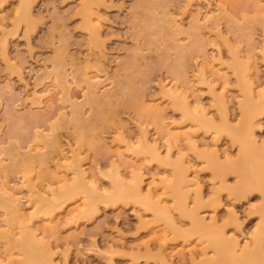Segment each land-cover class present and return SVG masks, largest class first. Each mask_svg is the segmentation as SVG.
I'll use <instances>...</instances> for the list:
<instances>
[{"label":"rangeland","instance_id":"obj_1","mask_svg":"<svg viewBox=\"0 0 264 264\" xmlns=\"http://www.w3.org/2000/svg\"><path fill=\"white\" fill-rule=\"evenodd\" d=\"M250 139L264 166V0H0V264L242 254L264 194L210 161Z\"/></svg>","mask_w":264,"mask_h":264},{"label":"bare ground","instance_id":"obj_2","mask_svg":"<svg viewBox=\"0 0 264 264\" xmlns=\"http://www.w3.org/2000/svg\"><path fill=\"white\" fill-rule=\"evenodd\" d=\"M22 1V0H21ZM240 3L242 2V1H239ZM249 2V1H248ZM22 3V2H21ZM258 7V6H257ZM259 8H261V7H259ZM25 11H26V8H25ZM90 23V22H89ZM90 25H91V23H90ZM95 32V31H94ZM246 87H247V85H246ZM248 87H250V85L248 84ZM246 94V93H245ZM246 95H248V96H246L247 97V101H248V98H250L251 97V95H252V91H251V89H248L247 90V94ZM180 99V98H179ZM185 100V99H184ZM251 100V99H250ZM180 101V100H179ZM183 101V100H182ZM186 102V101H185ZM250 102H252V101H250ZM250 102H247L248 104L250 103ZM182 103V102H181ZM251 104V103H250ZM179 105H180V103H179ZM245 105H247L246 103H245ZM182 106V105H181ZM250 106V105H249ZM252 106V105H251ZM253 106H254V104H253ZM185 108V107H184ZM183 108V109H184ZM248 107H246V110L248 111V109H247ZM186 109V108H185ZM250 109H251V107H250ZM188 109H186V111H187ZM256 110H254L253 112H255ZM250 112V111H249ZM188 113H189V111H188ZM245 114H247L246 115V118L248 119V124H251V125H253V115H251L250 116V114L248 113V112H245ZM205 119V118H204ZM204 122V121H203ZM205 123V122H204ZM211 125V124H210ZM247 126V125H246ZM214 127V126H213ZM212 127V128H213ZM215 128V127H214ZM249 128V127H248ZM251 131V130H250ZM249 131V132H250ZM252 133V132H251ZM250 134V133H249ZM251 138V137H250ZM242 142H244V144H243V147H246V151L247 152H249L247 149L248 148H253V151L255 150L256 152L259 150L258 148H256L255 149V144H254V142L250 139V140H245V141H242ZM256 142V141H255ZM245 145V146H244ZM154 148V147H153ZM156 148V147H155ZM258 149V150H257ZM155 150H158V148H156ZM244 150H245V148H244ZM154 151V150H153ZM255 151L253 152V153H251V154H249L248 153V155L249 156H246V155H243V157H242V160L237 164V165H234V166H232V167H224L225 165H223L220 161H219V158L216 156V154H215V156L211 159V161H210V163L212 164V166L216 169L215 170V172H216V175L217 176H220V175H223V174H225L226 172H228V171H234L236 174H238V176L239 177H243L244 178V176H247L248 177V179H247V181L249 180V183H250V185L252 186V188L253 189H257V190H260L261 192H263V194H264V166H261L260 165V163H259V161L258 160H260L258 157V155L257 154H255ZM157 155H158V152H157ZM248 159H250V160H248ZM178 163V162H177ZM182 163V162H181ZM183 164V163H182ZM175 165H176V163H175ZM176 168V174H175V176H176V180H177V183H175V184H177L176 186L178 187V193H179V197H180V195H182V197L186 194V193H188V192H186V189H189V187H191V185L192 186H194L193 184L195 183V181L194 180H190V176L189 175H187V170L180 164V163H178L177 164V166L175 167ZM226 168V169H225ZM242 175H244V176H242ZM193 179V178H192ZM175 180V179H174ZM176 180H175V182H176ZM244 180V179H243ZM192 181H193V184H192ZM245 182H246V180H244ZM118 182V181H117ZM240 183H242V182H240ZM120 184V183H119ZM124 184V183H123ZM122 185V184H121ZM196 185V184H195ZM242 185H243V187H244V184L242 183ZM241 185V186H242ZM118 186V185H117ZM247 186L249 187V185H248V183H247ZM136 187V186H135ZM125 188V187H124ZM246 188V187H245ZM250 188V187H249ZM118 189H120L119 187H118ZM116 190V192H118L119 190ZM140 189V188H139ZM175 189V188H174ZM134 190H135V188H134ZM134 190L133 191H130V192H134ZM137 190V189H136ZM70 191V190H69ZM120 192V191H119ZM121 192H123V191H121ZM129 192V193H130ZM138 192H141V189H140V191L138 190ZM175 192H176V190H175ZM244 192V191H243ZM68 193V191H66V194ZM78 193V192H77ZM137 193V192H136ZM142 194H144L143 192H141ZM241 193H242V191H241ZM70 194H72V193H70ZM120 194V193H119ZM126 194H128V191H127V193ZM132 194V193H131ZM151 194V193H150ZM239 194V193H238ZM64 195V194H63ZM136 195V194H135ZM134 194H133V196H135ZM140 195V194H139ZM145 195V194H144ZM143 195V196H144ZM147 195H149V194H147ZM62 196V195H61ZM116 196V195H115ZM151 196V195H150ZM69 197V196H68ZM73 197V196H72ZM116 197H118V196H116ZM125 198H127V197H125ZM132 198H135V197H132ZM138 197H136V199H137ZM139 198H142L141 197V195H140V197ZM147 198V197H146ZM183 198H185L186 199V196L185 197H183ZM151 199H153V198H151ZM178 199V198H177ZM180 199V198H179ZM149 200V198L147 199V201ZM263 200H264V197H263ZM146 201V202H147ZM153 200H151V202H152ZM181 202H182V204L184 205V202L181 200ZM178 204H180L179 202H178ZM152 205V204H151ZM148 207H150V206H148ZM157 207V206H156ZM184 207H185V205H184ZM150 209V208H149ZM152 209V208H151ZM150 209V210H151ZM158 209H159V207H158ZM179 209H180V207H179ZM182 209H184V208H182ZM151 211H153V210H151ZM156 210H154L153 212H155ZM158 212H160L159 210L157 211V212H155L156 214H159ZM182 212V211H181ZM162 212H160V214H161ZM167 213V212H166ZM187 214H188V212H186ZM263 213V212H262ZM190 214H191V216H190ZM190 214H189V218L191 217V219H193V220H195L194 222L196 223V225H197V227H195V231H199V232H197L198 234L200 233H202L203 231H205V230H207L208 229V226L204 223L205 222V219H201V218H199V216H198V213L196 214V212H190ZM264 214V213H263ZM262 214V215H263ZM166 215V214H165ZM159 218H161L160 217V215L158 216ZM162 217H163V215H162ZM164 218V217H163ZM166 218V217H165ZM262 220V222L264 223V216H263V218L261 219ZM26 227V226H25ZM28 230H29V228H27ZM155 233V232H154ZM206 233H209V232H206ZM205 233V234H206ZM215 233H217V232H215ZM199 234V235H200ZM204 234V233H203ZM218 234V233H217ZM24 235H25V240H27V246L26 247H28V248H30L29 246H28V243H33V242H36V236L29 230V232L27 231V230H25V232H24ZM209 235V237L211 236V234H208ZM218 235H220V234H218ZM201 236H203V235H201ZM222 236V235H221ZM225 236V235H224ZM204 237V236H203ZM223 237V236H222ZM221 237V239L218 237V236H216L215 237V235H213V237L211 236L210 237V239L212 240V242L214 243L213 245H211V247L213 248V247H215L216 248V252H218L219 254H224V252H225V245L223 244V241H222V238ZM208 238V237H207ZM227 239V238H226ZM225 240V239H224ZM226 241V240H225ZM224 241V242H225ZM26 242V241H25ZM228 242V241H227ZM230 242V241H229ZM24 243V242H23ZM233 243V242H232ZM232 243H230V244H232ZM225 244H226V242H225ZM236 244H237V242H236ZM252 244H253V248L252 249H249V250H245V251H243L242 252V254H239V255H236L239 251V249L238 250H236L235 248V252H231L230 251V249H228L229 251L228 252H230V254L232 253V254H234V253H236V254H234L233 256L231 255H226V252H225V255L227 256V259H228V257L230 258V260H227L225 257H220L218 260H216L217 259V257H216V259L215 260H208L207 262H206V264H264V226L262 227V229L260 230V231H258V232H256L255 234H254V236H253V240H252ZM33 245V244H32ZM36 245V244H35ZM38 245V244H37ZM227 245V244H226ZM24 246V247H25ZM229 246V245H228ZM227 246V247H228ZM234 247V243L231 245V247ZM37 247V246H36ZM225 247V248H224ZM230 246L228 247V248H231ZM233 247L231 248V250L233 249ZM237 247V246H236ZM238 248V247H237ZM32 250H33V252H34V249L32 248ZM243 250V249H242ZM234 251V250H233ZM11 252V251H10ZM32 252V251H31ZM216 252H215V254H216ZM227 252V253H228ZM36 253V252H35ZM31 255V254H30ZM39 256V255H38ZM220 256V255H219ZM40 257V256H39ZM48 260V259H47ZM30 261V260H29ZM1 263V262H0ZM33 263V262H32ZM50 263H51V260H50ZM46 264H48V263H46Z\"/></svg>","mask_w":264,"mask_h":264}]
</instances>
